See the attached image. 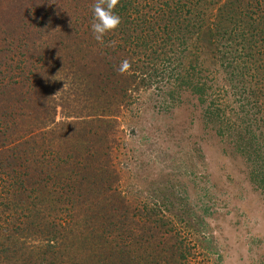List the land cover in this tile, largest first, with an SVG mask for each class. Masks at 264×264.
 <instances>
[{"label": "trees", "instance_id": "16d2710c", "mask_svg": "<svg viewBox=\"0 0 264 264\" xmlns=\"http://www.w3.org/2000/svg\"><path fill=\"white\" fill-rule=\"evenodd\" d=\"M93 3L0 0V264H189L175 224L195 233L190 210L162 215L117 193L108 117L129 90L191 89L210 99L219 137L234 117L232 145L251 151L249 180L264 191V0H119L103 44ZM220 92L235 97L229 115ZM28 109L38 125L25 132Z\"/></svg>", "mask_w": 264, "mask_h": 264}, {"label": "rangeland", "instance_id": "374dc122", "mask_svg": "<svg viewBox=\"0 0 264 264\" xmlns=\"http://www.w3.org/2000/svg\"><path fill=\"white\" fill-rule=\"evenodd\" d=\"M11 62L17 80V58ZM207 72L201 75L208 82L212 75ZM217 85L227 89L224 83ZM157 86L129 90L127 105L108 117L114 123L109 157L117 193L135 208L146 206L162 215L166 210L170 214L190 210L197 225L195 233L184 228L190 220L175 224L193 247L189 264H264V191L249 180L254 160L251 151L248 160L232 145L234 136L227 129H232L229 123L234 117L225 123L221 138L217 134L221 126L210 115L214 109L208 104L210 99L200 103L191 89L168 96ZM53 89L59 96L60 88ZM219 95L225 102L220 110L229 115L235 110V97L226 92ZM30 110L23 122L28 125L19 130H30V121L36 119ZM62 114L57 106L55 122L63 120Z\"/></svg>", "mask_w": 264, "mask_h": 264}, {"label": "clouds", "instance_id": "9594fccd", "mask_svg": "<svg viewBox=\"0 0 264 264\" xmlns=\"http://www.w3.org/2000/svg\"><path fill=\"white\" fill-rule=\"evenodd\" d=\"M118 3L119 0H95V3L91 5L92 21L90 30L93 39L98 43L103 44L105 35L115 31L119 27L121 18L114 11ZM130 68V61L125 59L120 62L116 70L119 74L123 75Z\"/></svg>", "mask_w": 264, "mask_h": 264}]
</instances>
